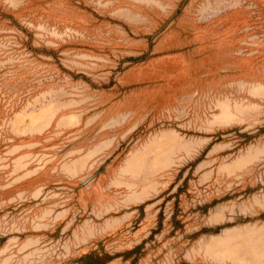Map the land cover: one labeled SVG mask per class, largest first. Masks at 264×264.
Masks as SVG:
<instances>
[{
  "label": "rangeland",
  "instance_id": "374dc122",
  "mask_svg": "<svg viewBox=\"0 0 264 264\" xmlns=\"http://www.w3.org/2000/svg\"><path fill=\"white\" fill-rule=\"evenodd\" d=\"M0 264H264V0H0Z\"/></svg>",
  "mask_w": 264,
  "mask_h": 264
}]
</instances>
